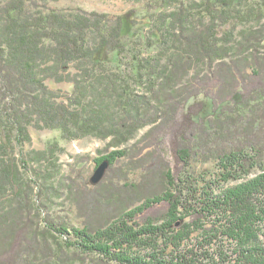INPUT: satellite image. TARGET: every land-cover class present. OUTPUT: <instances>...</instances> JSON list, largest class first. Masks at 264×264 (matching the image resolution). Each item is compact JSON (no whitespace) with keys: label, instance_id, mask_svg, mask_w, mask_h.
<instances>
[{"label":"trees","instance_id":"16d2710c","mask_svg":"<svg viewBox=\"0 0 264 264\" xmlns=\"http://www.w3.org/2000/svg\"><path fill=\"white\" fill-rule=\"evenodd\" d=\"M125 1L137 4L112 17L62 13L50 7L57 0L0 6V201L9 199L0 214V264H49L32 257L31 187L11 156L31 141L29 127L57 130L66 142L109 140L113 150L96 166L126 158L144 129L135 145L145 147L134 155L163 146L171 158L158 192L134 211L82 229L44 219L43 234L63 238L80 260L264 264V0ZM47 80L71 92L57 100ZM63 152L52 142L33 153L51 164L46 173L26 172L37 190ZM199 154L218 166L203 184L188 173ZM97 189L81 190L96 202ZM116 191L99 196L118 202Z\"/></svg>","mask_w":264,"mask_h":264},{"label":"rangeland","instance_id":"374dc122","mask_svg":"<svg viewBox=\"0 0 264 264\" xmlns=\"http://www.w3.org/2000/svg\"><path fill=\"white\" fill-rule=\"evenodd\" d=\"M4 1L6 0H0V6ZM41 3L37 4L39 8H43ZM136 4L134 1L125 0H57V2L50 4V7L62 13H71L76 10L96 11L106 13L112 17L125 13ZM255 25L253 22L245 27H253ZM240 28L242 26L237 28V33ZM237 33L233 39H238ZM154 52L151 49L146 51L148 54H154ZM45 83L54 92L57 100H63L71 92L69 84H57L51 80H47ZM28 131L31 141L25 143L21 148L17 147L11 156L18 166L20 174L22 172L21 177L31 187V191H28V200L31 205L29 217L33 218L32 225L37 231L32 242L33 259L37 258L39 261L42 260V262H48L49 264H111L98 262L94 259L91 262L90 259L80 260L72 250L64 245L63 238H54L43 234L46 228L43 221L46 218L52 217L54 219L59 217L67 221L71 226L82 229L88 224H95L98 217L101 218L106 214L107 218H113L125 209L134 211L148 196H151V193L158 192L161 187L159 171L164 168L165 162L171 159L164 152L165 147L160 146V149H155L153 146L144 148L140 155H134L137 149L145 147V143L135 145L147 131V129H144L139 132L136 139L128 144L127 157L120 159L113 166L109 164L100 183L92 185L90 178L99 165L96 166L95 162L106 157L113 150L108 147L109 140L102 141L95 138H84L66 142L61 139L60 132L57 130H38L34 127H29ZM52 142H57L64 152L58 158L57 170L54 169L55 172L52 173L54 177L51 176L52 178L49 182L47 181L37 190L40 182L35 176H28L26 172L30 173L36 170L40 173H46L47 170H51V164L47 163L45 159L35 158L32 160V156L35 152L43 151L45 146ZM146 152H149L150 155L145 159V162H142L140 157ZM206 157L203 154H199L192 161L190 168H188V173L193 176V179L201 181L202 184L203 179L208 180L212 173L217 172L218 167L213 159L209 160L210 157L208 156L209 158L207 157L208 159L205 160ZM22 160L25 163L27 162L26 168L23 163L21 164ZM111 167H113L112 171H110ZM124 184L127 186H139V189L133 191L128 187L124 188ZM113 186H117L115 198L119 194L122 200L113 201L114 203L109 204V195L107 193H103L102 197L99 195ZM97 187V191H94L95 196H93L97 197L96 199L99 202L112 205V208L99 205L97 200L95 202L91 196L84 195V193L86 194ZM40 190L42 191L40 192ZM43 191L45 192L44 196ZM8 202V198L0 201L1 215L7 208ZM106 217L105 220L107 219ZM54 235L57 237L56 234Z\"/></svg>","mask_w":264,"mask_h":264},{"label":"water","instance_id":"95a60500","mask_svg":"<svg viewBox=\"0 0 264 264\" xmlns=\"http://www.w3.org/2000/svg\"><path fill=\"white\" fill-rule=\"evenodd\" d=\"M109 166V162L107 160L102 161L94 170L91 178H90V183L92 185H96L100 183L102 178L104 177V174Z\"/></svg>","mask_w":264,"mask_h":264}]
</instances>
